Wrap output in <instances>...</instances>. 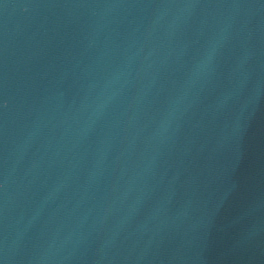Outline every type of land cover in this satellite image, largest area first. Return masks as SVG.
<instances>
[{
  "label": "water",
  "instance_id": "water-1",
  "mask_svg": "<svg viewBox=\"0 0 264 264\" xmlns=\"http://www.w3.org/2000/svg\"><path fill=\"white\" fill-rule=\"evenodd\" d=\"M0 264H264V0H0Z\"/></svg>",
  "mask_w": 264,
  "mask_h": 264
}]
</instances>
